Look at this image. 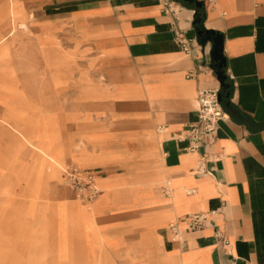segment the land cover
I'll use <instances>...</instances> for the list:
<instances>
[{
	"label": "crops",
	"instance_id": "0c3cea01",
	"mask_svg": "<svg viewBox=\"0 0 264 264\" xmlns=\"http://www.w3.org/2000/svg\"><path fill=\"white\" fill-rule=\"evenodd\" d=\"M202 1V25L223 35L229 105L213 143L188 150L198 89L219 87L193 3L175 15L161 0H0L1 172L25 182L1 264L46 245L43 264H223L216 229L235 264H264V0ZM65 164L96 172L91 204L51 198ZM195 212L208 220L191 230Z\"/></svg>",
	"mask_w": 264,
	"mask_h": 264
},
{
	"label": "built area",
	"instance_id": "2783aa9c",
	"mask_svg": "<svg viewBox=\"0 0 264 264\" xmlns=\"http://www.w3.org/2000/svg\"><path fill=\"white\" fill-rule=\"evenodd\" d=\"M164 10L177 14L179 10V0H161ZM174 38L180 44L183 50H189V41L183 35L179 28L174 29ZM211 70H213L210 67ZM192 73V72H191ZM217 87H201L197 92V119L187 126L184 138L189 141L188 150H198L200 145L208 146L213 143L219 128V120L225 116L222 103L218 101ZM206 154L201 153L197 171L200 174L209 173L206 165ZM62 183L71 189L75 196L83 203L91 204L99 194V187L96 183V172L90 168H84L73 164H65L60 168ZM208 214L204 212H195L190 214V229L197 230L207 224ZM169 227L174 233V238H180L182 231L177 221H171ZM216 244H219L226 253L230 255V259L223 264H235L236 258L231 252V242L227 235L219 229L213 233Z\"/></svg>",
	"mask_w": 264,
	"mask_h": 264
},
{
	"label": "rangeland",
	"instance_id": "374dc122",
	"mask_svg": "<svg viewBox=\"0 0 264 264\" xmlns=\"http://www.w3.org/2000/svg\"><path fill=\"white\" fill-rule=\"evenodd\" d=\"M78 69H81V64L79 63ZM77 70V69H76ZM63 99H66V96H63ZM0 147H2V144H0ZM0 155L2 156L1 150ZM0 180L5 176L6 179H8V188L7 193L1 192L3 189L0 187V201L3 203L0 204V244H3V241L5 240V235H7V225L10 224V222H6V220L13 221V219L18 215L20 208L23 206L20 195L21 188H24L25 182L23 180L24 174L21 173H15L17 169H14L10 167V173H3L2 170V163L3 159L0 157ZM59 181H56L55 184H57V189L55 194L51 198L53 200H68V199H75L78 202H82L79 198L75 196L73 191H71L67 186H65L63 183H59ZM83 203V202H82ZM85 204V203H84ZM10 236H7V241L12 242V240L9 238ZM16 248L19 247H13L11 248L10 252H13V254H9L10 259L15 264H43V262H50L52 258V250L51 248L46 245L45 247H42L40 250L37 248L32 247H22L24 249L21 250V253H17ZM1 255V252H0ZM1 264V263H0Z\"/></svg>",
	"mask_w": 264,
	"mask_h": 264
},
{
	"label": "water",
	"instance_id": "95a60500",
	"mask_svg": "<svg viewBox=\"0 0 264 264\" xmlns=\"http://www.w3.org/2000/svg\"><path fill=\"white\" fill-rule=\"evenodd\" d=\"M188 3H193L195 7L203 6L202 0H183ZM199 21L198 18L194 17V32L197 42L202 48L205 47L207 41L212 43L210 48V67L213 69L216 79L219 82L220 90L218 91V101L222 103L223 95L221 87H227L229 85L226 82L227 75L225 73L226 58L223 55V35L222 33L205 28L202 24H196Z\"/></svg>",
	"mask_w": 264,
	"mask_h": 264
},
{
	"label": "trees",
	"instance_id": "16d2710c",
	"mask_svg": "<svg viewBox=\"0 0 264 264\" xmlns=\"http://www.w3.org/2000/svg\"><path fill=\"white\" fill-rule=\"evenodd\" d=\"M194 17L199 19V21L196 24H202V21L204 18L203 6L195 7ZM221 91L223 95L222 106L224 107L228 106L229 105L230 84L227 87H221Z\"/></svg>",
	"mask_w": 264,
	"mask_h": 264
},
{
	"label": "bare ground",
	"instance_id": "6f19581e",
	"mask_svg": "<svg viewBox=\"0 0 264 264\" xmlns=\"http://www.w3.org/2000/svg\"><path fill=\"white\" fill-rule=\"evenodd\" d=\"M48 149V148H47ZM46 150V149H45ZM48 151V150H47ZM46 152V151H45ZM48 153V152H47ZM49 154H50V152H49ZM47 156V155H46ZM60 258V257H59ZM62 259V258H61ZM7 260V259H6Z\"/></svg>",
	"mask_w": 264,
	"mask_h": 264
}]
</instances>
